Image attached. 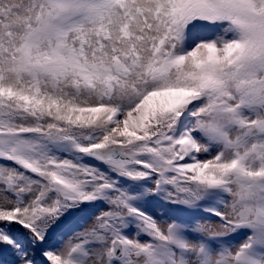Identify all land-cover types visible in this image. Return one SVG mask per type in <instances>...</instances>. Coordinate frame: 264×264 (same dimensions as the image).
Listing matches in <instances>:
<instances>
[{"label":"snow or ice","instance_id":"1","mask_svg":"<svg viewBox=\"0 0 264 264\" xmlns=\"http://www.w3.org/2000/svg\"><path fill=\"white\" fill-rule=\"evenodd\" d=\"M0 264H264V0H0Z\"/></svg>","mask_w":264,"mask_h":264}]
</instances>
